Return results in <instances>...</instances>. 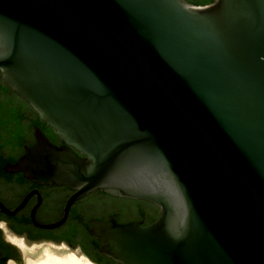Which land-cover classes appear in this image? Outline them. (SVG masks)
I'll use <instances>...</instances> for the list:
<instances>
[{
  "label": "water",
  "instance_id": "95a60500",
  "mask_svg": "<svg viewBox=\"0 0 264 264\" xmlns=\"http://www.w3.org/2000/svg\"><path fill=\"white\" fill-rule=\"evenodd\" d=\"M0 72L63 141L10 166L74 192L40 227L102 192L160 209L89 221L117 264H264V0H0Z\"/></svg>",
  "mask_w": 264,
  "mask_h": 264
},
{
  "label": "flooded vegetation",
  "instance_id": "af4514ba",
  "mask_svg": "<svg viewBox=\"0 0 264 264\" xmlns=\"http://www.w3.org/2000/svg\"><path fill=\"white\" fill-rule=\"evenodd\" d=\"M21 100L13 92L0 97V264H27L28 259L35 258L27 251L46 245H65L94 257L90 239L85 234L86 223L111 217L119 198L100 192L89 194L73 204L61 227H40L61 218L74 192L63 186L38 184L27 179L23 172L11 169L10 166L24 155L25 148L36 142L35 119L12 118L22 107L29 111ZM120 200L134 203L126 198ZM75 207L80 210L81 220L71 219Z\"/></svg>",
  "mask_w": 264,
  "mask_h": 264
},
{
  "label": "trees",
  "instance_id": "16d2710c",
  "mask_svg": "<svg viewBox=\"0 0 264 264\" xmlns=\"http://www.w3.org/2000/svg\"><path fill=\"white\" fill-rule=\"evenodd\" d=\"M185 1L188 4L194 6L212 5L216 2V0H185ZM8 93L10 94L12 93V91L9 88H7L3 83L0 72V97L3 96V94H8ZM21 101L27 104L29 111H27L24 107H22L21 110L14 112L12 118L24 119L28 117L35 119L37 127H39L40 130H43L46 133V135L53 144L63 145V141L61 140V138L55 133V131L52 128H50L46 123H44L40 119L38 113L26 101H24L23 99ZM120 199L122 198H119L112 212V216L119 222H128L130 220H134V221H141L143 222L144 225H149L157 221L158 218L160 217V209L150 202L141 201L140 203H137L133 200H129L130 202L132 201V203L133 202L134 203L128 204ZM131 210L134 211L133 214H130ZM71 219L72 221L81 220L80 210L77 207H75L72 210ZM88 224L89 223H86L85 234L90 239L91 247L93 249V254H94V257L89 256V258L97 264H117L100 253L99 243L88 234Z\"/></svg>",
  "mask_w": 264,
  "mask_h": 264
},
{
  "label": "bare ground",
  "instance_id": "6f19581e",
  "mask_svg": "<svg viewBox=\"0 0 264 264\" xmlns=\"http://www.w3.org/2000/svg\"><path fill=\"white\" fill-rule=\"evenodd\" d=\"M27 253L30 256H34V259H28L27 264H95L91 261H87L85 258L80 257L76 253H71L66 247H55V246H47V247H39L35 251L29 250ZM37 253L42 254V258L40 260L36 259ZM91 262V263H90Z\"/></svg>",
  "mask_w": 264,
  "mask_h": 264
},
{
  "label": "rangeland",
  "instance_id": "374dc122",
  "mask_svg": "<svg viewBox=\"0 0 264 264\" xmlns=\"http://www.w3.org/2000/svg\"><path fill=\"white\" fill-rule=\"evenodd\" d=\"M133 213H134V211L131 210V211H130V214H133ZM55 247H61V246H59V245L56 246V245H55ZM64 247H66V246H64ZM69 251H70L71 253H76V252H72L71 250H69ZM77 254H78L80 257L85 258L81 253H77ZM41 258H42V254H41V253H39V254L37 253V255H36V259H37V260H40ZM85 259L88 261L87 258H85ZM90 263H91V262H90Z\"/></svg>",
  "mask_w": 264,
  "mask_h": 264
}]
</instances>
